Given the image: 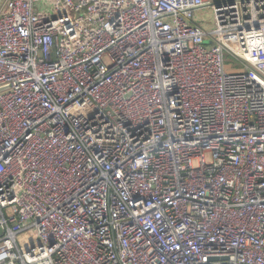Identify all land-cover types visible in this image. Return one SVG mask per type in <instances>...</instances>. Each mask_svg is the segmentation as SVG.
Here are the masks:
<instances>
[{
  "label": "built area",
  "instance_id": "obj_1",
  "mask_svg": "<svg viewBox=\"0 0 264 264\" xmlns=\"http://www.w3.org/2000/svg\"><path fill=\"white\" fill-rule=\"evenodd\" d=\"M0 264H264V0H0Z\"/></svg>",
  "mask_w": 264,
  "mask_h": 264
},
{
  "label": "rangeland",
  "instance_id": "obj_2",
  "mask_svg": "<svg viewBox=\"0 0 264 264\" xmlns=\"http://www.w3.org/2000/svg\"><path fill=\"white\" fill-rule=\"evenodd\" d=\"M196 18L203 25L207 26V28H211L214 25V11H213L212 6H208L198 11L196 13ZM225 59H226V62L230 64V68L232 66L233 67L240 66V64L233 57H231L228 53H225Z\"/></svg>",
  "mask_w": 264,
  "mask_h": 264
}]
</instances>
